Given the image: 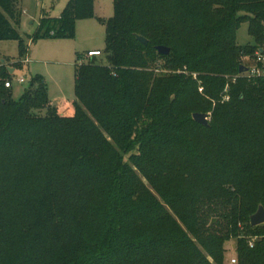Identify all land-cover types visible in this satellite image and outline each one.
Here are the masks:
<instances>
[{"label":"trees","instance_id":"trees-1","mask_svg":"<svg viewBox=\"0 0 264 264\" xmlns=\"http://www.w3.org/2000/svg\"><path fill=\"white\" fill-rule=\"evenodd\" d=\"M66 1L34 41L73 38L78 20L96 16V0ZM113 3L99 17L108 63L101 51L77 64L75 99L52 103L39 74L14 99L6 82L23 59L0 56V264H225L232 239L237 264H264V224L250 223L264 205V73H250L264 53V0ZM21 15L20 0H0V40L28 57ZM246 21L254 43L240 45ZM167 63L183 72L147 70ZM189 108L212 111L209 125ZM133 165L152 181L180 177L168 196L186 230ZM242 225L258 236L252 247Z\"/></svg>","mask_w":264,"mask_h":264},{"label":"rangeland","instance_id":"rangeland-1","mask_svg":"<svg viewBox=\"0 0 264 264\" xmlns=\"http://www.w3.org/2000/svg\"><path fill=\"white\" fill-rule=\"evenodd\" d=\"M66 0H20L22 9L21 20L18 25L19 31L25 37V43L29 49L23 57L20 55V42L18 40H0V56L2 59H10L16 61L22 58L23 64L15 69L12 78L13 88L12 96L18 100L25 90L30 86L31 78L37 74L42 75L47 84L48 98L52 103L67 102L76 98V70L77 64L82 61L88 62L89 50H100L102 56H97L96 60L101 63H108V53L106 51V28L101 23L99 17L109 18L114 14L113 0H96L95 12L96 16L92 18L80 19L77 21L76 35L73 38H44L33 40L39 32L41 21L46 16H60L66 6ZM250 24L248 21L243 22L237 31V41L240 45L253 44L254 39L249 32ZM28 58V61H25ZM244 64H249L248 57H243ZM148 71L154 72L156 75L173 74L175 72H183L180 69L175 70L170 63L166 67L157 68L151 66ZM197 74L193 73L194 79H197ZM230 79L234 76H228ZM19 78H24L23 83L19 82ZM201 85V84H200ZM200 92L204 93V87L200 86ZM227 91V89H226ZM226 96V95H225ZM229 99L228 96L225 97ZM41 115H47L48 109L37 110ZM192 108L185 111L186 116L192 115ZM209 114V122L211 121L212 111ZM111 140V138H109ZM131 163V162H130ZM132 168L143 179L146 188L156 200L160 201L164 206V210L172 215L182 230H186L184 222L180 218L177 210H180V205H177V210L170 205L168 194L175 195L180 190V177L176 174L168 178H156L158 180H149L145 174L138 169L137 166ZM94 194L87 189L86 196L91 199ZM244 229V226L242 225ZM243 236H247L248 244L252 247L258 236L247 235L246 229L242 232ZM193 238V236H192ZM228 252L226 253L225 264H237L232 262L233 258H238L236 255L237 242L232 239L227 244ZM211 262L213 258L208 257ZM238 261V260H237Z\"/></svg>","mask_w":264,"mask_h":264},{"label":"water","instance_id":"water-1","mask_svg":"<svg viewBox=\"0 0 264 264\" xmlns=\"http://www.w3.org/2000/svg\"><path fill=\"white\" fill-rule=\"evenodd\" d=\"M136 38L138 41H140L142 44L147 46L149 44L148 38L141 34H135ZM157 49L159 53L168 55L171 51L170 47L166 45H158ZM15 68H10V73H14ZM249 71V67H247L245 64L240 65V73H246ZM195 121L208 126L209 125V114L208 113H201V112H196L193 115ZM250 223L252 226H258L261 224H264V205L260 204L258 210L253 213L250 217Z\"/></svg>","mask_w":264,"mask_h":264},{"label":"built area","instance_id":"built-area-1","mask_svg":"<svg viewBox=\"0 0 264 264\" xmlns=\"http://www.w3.org/2000/svg\"><path fill=\"white\" fill-rule=\"evenodd\" d=\"M100 54H101L100 50H91L88 52L87 56L90 58V57L97 56ZM26 61H28V59ZM257 61L261 63V66H258V67L255 66L250 69V73L253 75H261L264 73V53H262L261 51L257 52ZM24 81H25L24 78H19V82L23 83ZM6 86L12 87L13 86L12 81L6 82ZM232 262L236 263L237 259L233 258Z\"/></svg>","mask_w":264,"mask_h":264},{"label":"crops","instance_id":"crops-1","mask_svg":"<svg viewBox=\"0 0 264 264\" xmlns=\"http://www.w3.org/2000/svg\"><path fill=\"white\" fill-rule=\"evenodd\" d=\"M93 50V49H92ZM89 51H91V50H89ZM29 60V59H28ZM30 61V60H29ZM13 87V86H12Z\"/></svg>","mask_w":264,"mask_h":264}]
</instances>
